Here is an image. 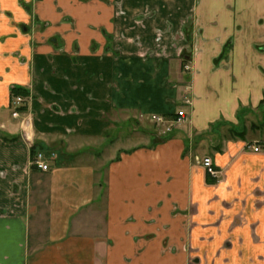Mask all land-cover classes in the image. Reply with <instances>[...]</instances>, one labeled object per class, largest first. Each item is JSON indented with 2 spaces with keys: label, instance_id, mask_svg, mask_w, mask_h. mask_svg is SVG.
<instances>
[{
  "label": "crops",
  "instance_id": "0c3cea01",
  "mask_svg": "<svg viewBox=\"0 0 264 264\" xmlns=\"http://www.w3.org/2000/svg\"><path fill=\"white\" fill-rule=\"evenodd\" d=\"M263 95L264 0H0V264H264ZM122 119L144 142L93 153Z\"/></svg>",
  "mask_w": 264,
  "mask_h": 264
},
{
  "label": "rangeland",
  "instance_id": "374dc122",
  "mask_svg": "<svg viewBox=\"0 0 264 264\" xmlns=\"http://www.w3.org/2000/svg\"><path fill=\"white\" fill-rule=\"evenodd\" d=\"M24 4H25L27 11L30 12L31 11V8H30L31 4L28 2H26ZM108 40L109 39L107 36V46L110 49L111 42L108 43ZM22 61H23V59H22ZM18 96L22 97V99L24 100V103H25V96H21V95H18ZM14 97H17V96H14ZM13 103H14V99L11 100V107L12 108L14 105ZM24 103H23V105H24ZM262 110H263V108H262ZM119 116H120V118L124 117L121 114H119ZM123 119H122V121L118 122L117 125L113 126L110 130H107V148H106V150L103 151V147L93 145L91 147L93 153H99L100 152L98 156H101V152H106L105 155H107V159H108L111 156H113L115 153H117L116 151L120 148L129 147L131 145L144 142L145 136L147 134L144 131L152 132V133H155L156 135L158 134V135H160V137L162 139V138H165V137H167V135H170L172 133L171 131L169 132L170 129L173 130L175 128V126L173 124L169 123L166 120H163V122H161V123H155V122H150L148 124L145 123L143 126H141L142 129L144 130L143 131V130H141V127H135L134 126V123H132L133 120H131V122L128 123V122H125ZM245 123H246V126H245L244 130L248 134H252V133L256 134L257 131H254V130H256L255 128L259 129V127L261 126V120H259L256 116L252 117V114L248 115V118L245 121ZM224 131H225V129H224ZM192 136H193L192 141H191V143H189V145L186 146V148H187V152L192 155L193 164L198 165V161L200 159H202L204 156H209L212 158L211 149H213V145L216 142L212 143L209 140V138H207L205 136H202L203 138L198 137V136L193 135V134H192ZM110 139H111V142H110ZM37 152H41L44 155H46V153H47V151H44V150H39ZM223 176L224 175L222 173V177H220V178L222 179ZM194 212H195V208L193 207V213ZM193 261H194V259H193Z\"/></svg>",
  "mask_w": 264,
  "mask_h": 264
},
{
  "label": "built area",
  "instance_id": "2783aa9c",
  "mask_svg": "<svg viewBox=\"0 0 264 264\" xmlns=\"http://www.w3.org/2000/svg\"><path fill=\"white\" fill-rule=\"evenodd\" d=\"M13 99H14V103H13L14 105H13V108H12L13 109L12 116L13 117H17L18 116V109L17 108L19 106L23 105L24 100L20 96L14 97ZM177 115L181 117L183 115V112L179 111L177 113ZM155 120L158 121V122H163V120H161L160 117H156ZM246 146H247V148H249V149H251L253 151H259L260 148H261V145H259L258 143H250V144H247ZM47 160L48 159H47L46 155H44L41 152H37L31 162L37 168H39L41 170H47L48 169ZM199 162H200V165L205 169V171L209 175H211V176H216L217 175L218 172H217V170L214 167L213 160H212L211 157L204 156L202 159L199 160Z\"/></svg>",
  "mask_w": 264,
  "mask_h": 264
},
{
  "label": "trees",
  "instance_id": "16d2710c",
  "mask_svg": "<svg viewBox=\"0 0 264 264\" xmlns=\"http://www.w3.org/2000/svg\"><path fill=\"white\" fill-rule=\"evenodd\" d=\"M10 93L12 96H18V95H21V96H26V91L21 89L20 87H17V86H12L11 87V90H10ZM264 108V95H263V98L260 100L259 102V106H258V109H262ZM19 111L23 110L24 109V105L22 106H19L17 108ZM111 142V141H110ZM36 145H33L32 148H31V158L33 159L35 154H36Z\"/></svg>",
  "mask_w": 264,
  "mask_h": 264
},
{
  "label": "flooded vegetation",
  "instance_id": "af4514ba",
  "mask_svg": "<svg viewBox=\"0 0 264 264\" xmlns=\"http://www.w3.org/2000/svg\"><path fill=\"white\" fill-rule=\"evenodd\" d=\"M261 148H262V146H261ZM261 148H260V150H261ZM259 150V151H260ZM213 160V159H212ZM213 164H214V161H213ZM198 165H200V162L198 161ZM201 166V165H200ZM202 167V166H201ZM214 167H215V169L217 170V175L216 176H211V175H209L206 171H205V169L203 168V170H204V172H205V174L207 175V177L209 178L208 180H209V182H211V183H215V182H219L220 181V177H222V170L221 169H219L218 167H216V165L214 164Z\"/></svg>",
  "mask_w": 264,
  "mask_h": 264
}]
</instances>
